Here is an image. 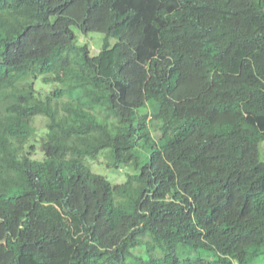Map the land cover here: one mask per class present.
Returning <instances> with one entry per match:
<instances>
[{"label": "trees", "instance_id": "obj_1", "mask_svg": "<svg viewBox=\"0 0 264 264\" xmlns=\"http://www.w3.org/2000/svg\"><path fill=\"white\" fill-rule=\"evenodd\" d=\"M263 141L264 0H0L6 264H264Z\"/></svg>", "mask_w": 264, "mask_h": 264}, {"label": "rangeland", "instance_id": "obj_2", "mask_svg": "<svg viewBox=\"0 0 264 264\" xmlns=\"http://www.w3.org/2000/svg\"><path fill=\"white\" fill-rule=\"evenodd\" d=\"M79 36V42L86 44L91 49V54L96 55L102 48L104 36L98 33H89L87 35ZM111 45L115 44V40L111 39L109 41ZM50 85H44L40 79L36 81L35 89L42 95L46 96L51 91ZM46 124L47 121L44 117L38 116L33 119L32 127L33 133L30 140L26 143L25 151L30 153L33 159H37L39 161L44 159V154L41 150V141L45 139L46 134ZM152 126L156 128L154 123ZM155 136V134H154ZM158 137V134L156 133ZM155 136V137H156ZM151 140V138H149ZM33 146V150L29 151V149ZM259 160L264 162V141L260 143L259 148ZM109 151H103L97 160H86L85 164L90 167L91 171L99 176L104 177L113 185L124 184L127 180V175L134 173L133 169L128 165H118L117 168L111 166V160L108 157ZM6 248V238L3 235H0V264H6L8 259L10 258V253L4 251ZM134 254H142V249H134L132 251Z\"/></svg>", "mask_w": 264, "mask_h": 264}]
</instances>
